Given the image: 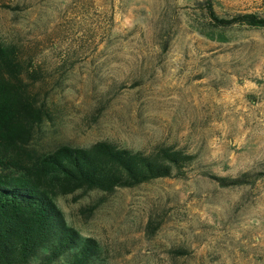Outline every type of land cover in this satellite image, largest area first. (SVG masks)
Returning a JSON list of instances; mask_svg holds the SVG:
<instances>
[{"label": "rangeland", "instance_id": "1", "mask_svg": "<svg viewBox=\"0 0 264 264\" xmlns=\"http://www.w3.org/2000/svg\"><path fill=\"white\" fill-rule=\"evenodd\" d=\"M201 2L0 0L14 84L41 111L22 159L101 141L196 157L183 177L54 197L106 264H264V28L214 30ZM212 2L221 18L264 16L250 0ZM245 173L257 179H214Z\"/></svg>", "mask_w": 264, "mask_h": 264}, {"label": "trees", "instance_id": "2", "mask_svg": "<svg viewBox=\"0 0 264 264\" xmlns=\"http://www.w3.org/2000/svg\"><path fill=\"white\" fill-rule=\"evenodd\" d=\"M214 30L232 26L264 28V16L219 17L212 0H202ZM210 39L224 41L219 33ZM15 48L0 43V264H106L100 247L69 227L54 197L77 190L111 193L161 178L183 177L196 157L182 149L157 146L132 150L101 141L88 148L61 146L51 153L21 155L30 126L41 111L28 104L14 84L21 65ZM257 174L214 178L220 185L251 184Z\"/></svg>", "mask_w": 264, "mask_h": 264}, {"label": "crops", "instance_id": "3", "mask_svg": "<svg viewBox=\"0 0 264 264\" xmlns=\"http://www.w3.org/2000/svg\"><path fill=\"white\" fill-rule=\"evenodd\" d=\"M251 1V3H252V5H255V4H257V3H260V5H261V9H263L264 10V0H250ZM255 10H260V8H257V9H255Z\"/></svg>", "mask_w": 264, "mask_h": 264}]
</instances>
